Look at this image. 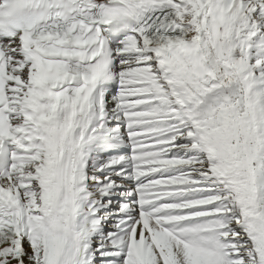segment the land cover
<instances>
[{"label": "snow or ice", "instance_id": "1", "mask_svg": "<svg viewBox=\"0 0 264 264\" xmlns=\"http://www.w3.org/2000/svg\"><path fill=\"white\" fill-rule=\"evenodd\" d=\"M0 264H264V0H0Z\"/></svg>", "mask_w": 264, "mask_h": 264}]
</instances>
